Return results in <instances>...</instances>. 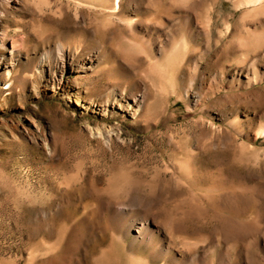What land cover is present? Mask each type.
<instances>
[{
  "label": "rangeland",
  "instance_id": "1",
  "mask_svg": "<svg viewBox=\"0 0 264 264\" xmlns=\"http://www.w3.org/2000/svg\"><path fill=\"white\" fill-rule=\"evenodd\" d=\"M243 3L2 1L0 264H264V11Z\"/></svg>",
  "mask_w": 264,
  "mask_h": 264
},
{
  "label": "bare ground",
  "instance_id": "2",
  "mask_svg": "<svg viewBox=\"0 0 264 264\" xmlns=\"http://www.w3.org/2000/svg\"><path fill=\"white\" fill-rule=\"evenodd\" d=\"M2 1L0 0V6L2 5ZM243 4H247L250 6H255L256 9H253L252 12H259L264 11V0H243ZM242 3V2H241ZM254 8V7H253ZM249 12V13H250ZM260 13V12H259ZM9 32L6 30H0V46L5 45V39L7 38ZM56 55L54 57V65H56L57 68H61V70L65 71L69 66L73 67V56L70 52H68L63 46L59 45L57 46V49L55 51ZM44 58V57H43ZM44 62V59H42L41 63ZM5 66L8 70V75H2L0 76V83H11V74L13 72V69L15 68V65L11 61H6ZM55 67V66H54ZM52 68H50V71ZM135 103H140L139 98L135 99ZM262 134H264V129L262 130Z\"/></svg>",
  "mask_w": 264,
  "mask_h": 264
}]
</instances>
